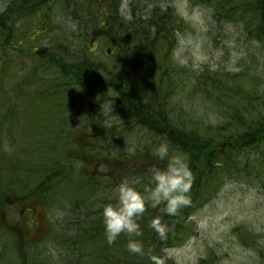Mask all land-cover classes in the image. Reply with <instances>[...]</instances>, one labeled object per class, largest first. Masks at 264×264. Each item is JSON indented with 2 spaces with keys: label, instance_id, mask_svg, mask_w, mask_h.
<instances>
[{
  "label": "trees",
  "instance_id": "trees-1",
  "mask_svg": "<svg viewBox=\"0 0 264 264\" xmlns=\"http://www.w3.org/2000/svg\"><path fill=\"white\" fill-rule=\"evenodd\" d=\"M112 1L7 0L0 10V72H5L9 79L11 71H27L30 81L26 92L18 82L23 77L14 76L15 81L9 87L6 82L0 84L1 149L6 137L17 146L11 161H6L10 154L3 151L6 154L0 155V167L26 166L24 163L29 160L28 166L43 176L38 192L48 200L53 199L54 192L49 187L55 182V244L42 251L26 248L9 255L6 264H55L56 258L61 264H148L151 261L149 258L147 262L148 250L153 252L164 243L187 237L186 219L211 198L215 184L225 176L238 177L245 172L239 168L242 165L247 169H254L256 165L260 173L257 165L264 164V84L254 89L240 85L245 79L255 82V74L239 77L236 86L233 74L225 84L219 80L217 84L215 76H211V82L192 85L195 95L204 89V97L210 94L208 84L216 87L220 92L218 100H225L223 115L233 117V123L219 124L204 136L197 120L185 118L184 105L174 93L176 86L183 83L184 73L172 61L177 43L174 31L181 29L183 23L169 0H132L129 18L123 14L122 19L116 15L115 8L108 6H113ZM189 2L210 7L218 23L240 22L246 36L264 47V0ZM55 6L68 8L67 14L79 28L83 23L88 27L89 18L106 23V39L116 43L124 65L130 66L118 74L123 76L122 86L116 80L117 75L111 76L89 55L83 38V44H77L81 43L77 38L61 32L57 37L55 67L52 46L41 49L39 54L29 52V65L23 57L19 58L30 48L29 42L26 43L29 31L33 32L30 25H35L42 14L49 16ZM86 27L81 30L85 32ZM93 31H98V27ZM138 55H141L139 59ZM17 60L19 64L14 63ZM110 81L116 86L109 90L110 106L114 108L113 120L109 123L102 110H95L88 98L96 90L109 89ZM85 90L88 96L83 93ZM31 114L40 123L24 138L20 124H9L8 120ZM78 126L87 131L77 132ZM7 129L14 130L11 136ZM137 132L143 140L134 148V154L113 150L116 156H107L112 155L107 142ZM23 141L29 146L26 157L19 152ZM161 141L167 142L170 154L180 153L186 158L193 173L191 204L176 216H168L158 208H147L138 221L142 229L138 239L146 249V254L140 256L127 250L126 234H121L112 244L107 242L101 212L103 205L111 202L114 187L121 180H146L150 167L166 164V160L161 161L152 154V149ZM109 166H112L111 173L107 172ZM156 216L168 225L167 239L162 240L149 226L150 219ZM242 229L240 241L247 238L246 229Z\"/></svg>",
  "mask_w": 264,
  "mask_h": 264
},
{
  "label": "rangeland",
  "instance_id": "rangeland-1",
  "mask_svg": "<svg viewBox=\"0 0 264 264\" xmlns=\"http://www.w3.org/2000/svg\"><path fill=\"white\" fill-rule=\"evenodd\" d=\"M131 1L121 0V8L127 18L131 11L129 5ZM169 1L175 14L183 22V27L174 31L177 43L172 54V61L184 71L183 83L176 86L174 93L184 105L185 118L190 116L197 120V123H200L202 127L203 135L207 136L219 124L226 121L231 123L233 117L223 115L226 104L224 99L218 100L220 92L216 87L208 84L210 94H206L207 97H204V89L198 90L195 95L194 91L192 92V85L194 83L200 85L204 81L211 82V76H215L217 84L218 80L225 84L226 80L230 79V74H233V85L236 86L239 85L236 83L239 77L247 78L255 74V82L245 79L246 81L242 80L240 85L248 86V89H254L257 85L262 87L264 84V47L261 43L246 36L240 22L218 23L213 11L206 5L193 6L188 0ZM6 2L7 0H0V10L5 7ZM191 9L198 11L192 15L191 22H186L181 13L189 12ZM56 12L58 13H55V21L63 22L68 31L76 26L74 20H67V10H62V15L61 9L56 7ZM95 21L89 18L90 25H93ZM30 29L36 30L32 25H30ZM53 36L52 33L46 32L40 37H35L40 39V43L38 44L37 40L36 45L38 47L47 45ZM94 36L95 42L90 46L89 41L87 47L90 46L92 49L91 55L98 65L109 71L111 76L123 73L130 67L124 65L122 53L117 51L107 39L101 37L100 33H94ZM30 61L31 59H26L24 62L29 65ZM14 63L19 64V61ZM141 67L146 71L145 67ZM24 72L27 73V71ZM21 76L22 74H19V77ZM10 77L7 79L5 72H0V84L6 82L9 87L10 83L15 81ZM112 80L114 81V79ZM135 80L140 81V79ZM142 84H145L144 81ZM113 85L116 86L115 83ZM8 90L10 91L9 88ZM83 93L88 96V91L85 90ZM111 95L109 90H96L91 99L88 98L95 110H102L109 123L113 120L114 109L110 106ZM116 120L118 118L114 121ZM75 130L79 133L87 131L82 126L75 127ZM140 135L138 132L131 133L126 137L123 135L107 142V148L110 147L112 153L107 156H116L113 154V150L130 152L129 149L138 147L141 144L140 141L143 140L139 137ZM13 149L14 146L6 137L3 151ZM3 151L0 145V155L6 154ZM10 156L8 155L6 161H11ZM28 162L30 161L26 160L24 163L25 167L21 162L20 164L22 165L21 172L27 176L29 185L44 181L41 178L31 177L28 171L31 167L28 166ZM110 167L112 166H109L108 173L112 171ZM239 168L245 169V172L234 178L225 176L224 180H220L217 185L215 184L211 188V192H215L214 195L212 194L206 203L197 207L186 219L187 237L182 241L164 243L156 248L151 253L157 257V260L151 259L148 264H158V261L161 260L163 264H197L198 262H202V264H264V164L257 165L260 173H257L256 165L254 169H247L243 165ZM3 170L4 168H0L1 173ZM15 170V174H18V169L15 168ZM3 180L4 178L1 179V181ZM50 220L51 218L48 216L45 224L48 226V240L55 236V231H52V227L55 228V225ZM239 227L246 229L247 238H244L243 242L247 246L242 245L238 239ZM149 258L148 254L147 262ZM57 260L58 258H56ZM51 264L54 263L51 262Z\"/></svg>",
  "mask_w": 264,
  "mask_h": 264
},
{
  "label": "clouds",
  "instance_id": "clouds-1",
  "mask_svg": "<svg viewBox=\"0 0 264 264\" xmlns=\"http://www.w3.org/2000/svg\"><path fill=\"white\" fill-rule=\"evenodd\" d=\"M198 10L191 9L181 13L186 22ZM135 153V149H129ZM152 154L159 160H166L163 167L152 166L147 170V179L125 178L114 187L111 202L102 207L104 235L109 244L114 243L121 234L128 236L126 248L129 252L143 256L146 249L138 239L142 235L139 219L145 214L148 207L158 208L168 216H176L180 211L191 204L190 192L193 182V173L186 158L180 154H170L167 142L161 141L153 149ZM149 226L162 239H167L168 225L162 222L160 216L153 217ZM150 259L157 257L148 250ZM163 264V261H158Z\"/></svg>",
  "mask_w": 264,
  "mask_h": 264
},
{
  "label": "flooded vegetation",
  "instance_id": "flooded-vegetation-1",
  "mask_svg": "<svg viewBox=\"0 0 264 264\" xmlns=\"http://www.w3.org/2000/svg\"><path fill=\"white\" fill-rule=\"evenodd\" d=\"M20 124L23 127H27L31 124V121L25 115L20 120ZM52 131L55 140V119L53 121ZM33 177L35 178V176ZM22 181L28 186L26 178L22 179ZM29 187L37 188L33 184H30ZM2 193L5 195L4 201L1 200ZM44 205L37 189L28 190L23 189L21 186L17 188L16 180L10 176H7L4 182L0 180V232L5 236L0 238V255L5 256L7 254L4 239L6 236L10 237L11 234L23 246V249H18L17 252L12 251L11 255L18 254L26 250V248H30L31 250L38 248L45 236H47L45 235V224L47 221L45 219Z\"/></svg>",
  "mask_w": 264,
  "mask_h": 264
}]
</instances>
